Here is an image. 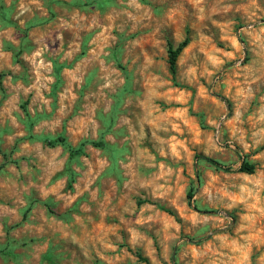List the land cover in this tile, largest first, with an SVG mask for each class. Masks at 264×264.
Wrapping results in <instances>:
<instances>
[{"label":"rangeland","instance_id":"obj_1","mask_svg":"<svg viewBox=\"0 0 264 264\" xmlns=\"http://www.w3.org/2000/svg\"><path fill=\"white\" fill-rule=\"evenodd\" d=\"M263 142L264 0H0V264H264Z\"/></svg>","mask_w":264,"mask_h":264},{"label":"trees","instance_id":"obj_2","mask_svg":"<svg viewBox=\"0 0 264 264\" xmlns=\"http://www.w3.org/2000/svg\"><path fill=\"white\" fill-rule=\"evenodd\" d=\"M187 42H188V39L186 37L181 42H179L176 47H174L171 43H168V47H167L168 63H169V68H170L172 74H174L175 71H176V58H177V55L179 54L181 49L187 44ZM44 141L47 144H49V145H56V144H59V143L65 145L67 147V149H68V154H69V159L70 160L72 158H74L75 156H77L78 154L82 153L83 152V147L86 144H90L91 146L100 147V148L105 147V142L103 140H100V139L99 140H84L76 147L67 144L66 141H65V138L63 136H57V137H53V138H45ZM262 148H264V142L262 144ZM197 158L200 159V160H203V161H205V162H207L209 164H211L216 169L229 170V166L227 164H225L222 161H220L218 159H215L213 157H209V156H206V155H197ZM68 169H70V167H68ZM238 170L245 171V172H253L255 170V164L252 163L251 161L243 159L242 162L240 163V166H239ZM192 196H193V192H192V189H190L187 192V198H188L189 203H191ZM159 207L162 210H164L165 212H167L169 214H173V211L171 209L166 208V207L161 206V205ZM137 256L141 260H143L146 263H148L147 258L141 257L139 254H137Z\"/></svg>","mask_w":264,"mask_h":264}]
</instances>
